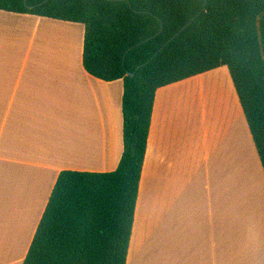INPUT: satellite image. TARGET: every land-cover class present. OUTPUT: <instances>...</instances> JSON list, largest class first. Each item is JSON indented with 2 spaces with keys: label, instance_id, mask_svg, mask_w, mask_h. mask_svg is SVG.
<instances>
[{
  "label": "crops",
  "instance_id": "1",
  "mask_svg": "<svg viewBox=\"0 0 264 264\" xmlns=\"http://www.w3.org/2000/svg\"><path fill=\"white\" fill-rule=\"evenodd\" d=\"M2 20L10 25L0 29V264H23L60 174L110 173L119 167L124 83L104 82L85 71L82 24L0 11ZM58 27L76 33L66 40L64 52L63 44H50L47 57L38 36ZM222 70L156 94L127 264L135 256L137 264L141 257L153 263L162 251L167 264H264V170L239 100L232 109L238 107L241 131L230 117L218 119V102L209 119L206 100L192 101L207 92L203 80ZM197 82L189 104L203 113V130L202 138L192 141L194 125L186 122L182 106L185 90ZM242 137L247 153L239 145ZM252 157L262 198L248 197V205L241 207L235 173L242 176ZM217 164L224 184L229 183L219 202L206 179H216ZM229 236L237 242L232 256L225 254Z\"/></svg>",
  "mask_w": 264,
  "mask_h": 264
},
{
  "label": "trees",
  "instance_id": "2",
  "mask_svg": "<svg viewBox=\"0 0 264 264\" xmlns=\"http://www.w3.org/2000/svg\"><path fill=\"white\" fill-rule=\"evenodd\" d=\"M0 11L84 25L85 71L124 83L119 167L60 174L23 264H127L160 89L228 68L264 170V0H0Z\"/></svg>",
  "mask_w": 264,
  "mask_h": 264
},
{
  "label": "rangeland",
  "instance_id": "3",
  "mask_svg": "<svg viewBox=\"0 0 264 264\" xmlns=\"http://www.w3.org/2000/svg\"><path fill=\"white\" fill-rule=\"evenodd\" d=\"M3 23H5L7 25H5ZM8 25H10L9 22H5V20L0 21V29H2L1 27L8 26ZM62 26H68V25H62ZM78 26H80L79 28L85 27L84 25H78ZM75 33H76L75 30L73 31L72 29H70V27L51 28L46 33L42 32V35L38 36V39L41 38L40 43H42V45L45 47V48H43L41 46L43 48V49L41 48L42 53L46 54L47 57H50L52 55V51H50V49H53V48H50L51 47L50 44H56L60 47L65 46V48L63 49V52H64L65 49H67V47H68V45L66 46V40H68L72 36H74ZM0 34H2L1 31H0ZM62 44H63V46H62ZM36 50L37 49H35L33 53H36ZM203 82H205V85L207 88L206 93L216 92V93H214V96L217 97L216 100L221 105V106L217 105V109L220 110L219 118H218L220 121L227 122L225 119L226 118L228 119L230 117V115H232V113H235L236 116H240V115H238V111H236L237 110L236 108H238V107H235L234 109H232L233 104L234 105H235V103L237 104V102H238L237 100H239V99H238V96L235 92L233 82H232V78L230 76L228 68L223 67L222 71H219V72L213 74L212 76L205 78L203 80ZM199 84H200V82H197L195 86L193 85V87H191L192 89L189 88L188 90H185L186 92L189 91V92H187L186 105L191 103V101L189 102V96L191 93L196 92V87ZM176 100H178V97L176 98ZM186 105L183 102L182 109L185 110L184 114L186 116V122L188 123V120L191 119L190 122H192V124L194 125L193 131L195 132V135H194V139L192 141H197V139L202 138L201 130H203V129H202V122L200 121V118H201L200 114L202 115L203 113L199 112L200 108L197 110L198 113H195L194 112L195 110L191 108L190 104L188 105V107ZM218 106H219V108H218ZM196 107L197 108L199 107V102L196 104ZM175 108H177V107H174V106L171 107V109H173V110ZM191 113H192V115H191ZM206 114H207V118L209 117V119H210V114L208 112H206ZM190 115H191V117H190ZM184 125L187 127L185 120H184ZM208 134H210V131H208ZM209 143H210V141H209ZM235 161H236V159H235ZM219 165L217 164V168H216V170L218 172V174H216V179L212 178L211 176H208L206 178V179H208V181H212V185L214 186V190H215L218 202L220 201V197H221V192H220L221 189L224 192V190L225 189L227 190V188L229 186L228 182H227L228 184H224L226 177L223 174L224 171L220 170ZM202 166H203V163H202ZM220 166H222V165H220ZM241 174H242L241 172L235 173V179L237 182L239 181ZM240 185H241V178H240ZM261 186H262V181H261ZM240 192H241V186H240ZM207 194H210V190L207 192ZM214 196H215V194L213 192V197ZM226 203L227 202L225 201V204ZM240 211H241V209H240ZM17 212H20V213L23 212L24 213V211H17ZM240 216H241V214H240ZM22 225H23V223H21V226H19L18 224L16 225L17 226L16 227V230H17L16 235H19L18 232H19V229L22 227ZM239 226H241V223H239ZM164 241H166V240H164ZM164 241L156 242L155 246L162 244ZM234 241H235V239L232 238L231 236L227 237V243L229 246L227 248V251L225 250V254L230 253V256H232V254L234 252L233 249H235V245L237 244V242H234ZM159 255H160V257H158V258L154 257L155 259L153 258L154 259L153 263H151V261L148 262V260L144 259V257L140 258L139 263L140 264H167L166 253L164 251H162ZM132 264H137L136 256L134 257V261L132 262Z\"/></svg>",
  "mask_w": 264,
  "mask_h": 264
},
{
  "label": "bare ground",
  "instance_id": "4",
  "mask_svg": "<svg viewBox=\"0 0 264 264\" xmlns=\"http://www.w3.org/2000/svg\"><path fill=\"white\" fill-rule=\"evenodd\" d=\"M214 93L216 92L205 93L204 96L201 93H199L198 95H195L194 99L192 100L193 102L194 101L196 102L198 97L202 98V102L206 100L207 112L210 114V117L213 116V105L215 103L217 104V100H216L217 97L214 96ZM230 120L233 123L237 122L238 124H240L239 119L235 115V113H232V115H230ZM213 126L214 128H216V123L214 121H213ZM241 128L242 127L240 124V127H239L240 131L242 130ZM239 145L242 147V149H244L245 153H247L248 149L245 146V141L243 137H242V141L241 140L239 141ZM244 164H245V172L240 177L241 178V185H240L241 186V192H240L241 207L248 205V197H251V198L254 197L257 200H261L262 198V195L260 192V175H259L260 172H259L256 160L253 159L252 157Z\"/></svg>",
  "mask_w": 264,
  "mask_h": 264
},
{
  "label": "water",
  "instance_id": "5",
  "mask_svg": "<svg viewBox=\"0 0 264 264\" xmlns=\"http://www.w3.org/2000/svg\"><path fill=\"white\" fill-rule=\"evenodd\" d=\"M130 76H131V77H133V76H134V74H131Z\"/></svg>",
  "mask_w": 264,
  "mask_h": 264
}]
</instances>
